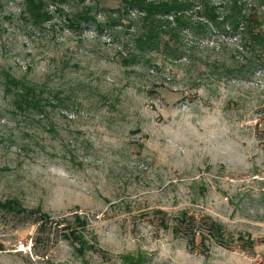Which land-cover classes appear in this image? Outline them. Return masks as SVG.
Returning a JSON list of instances; mask_svg holds the SVG:
<instances>
[{
  "label": "rangeland",
  "instance_id": "obj_1",
  "mask_svg": "<svg viewBox=\"0 0 264 264\" xmlns=\"http://www.w3.org/2000/svg\"><path fill=\"white\" fill-rule=\"evenodd\" d=\"M43 1L51 17L34 23L25 0H0V202L34 210L0 207V264H264V51L195 7L206 26L157 42L121 0ZM241 3L264 29V3ZM87 6L100 26L70 25ZM21 83L42 111L16 107ZM182 212L221 223L226 243L176 234ZM39 213L78 214L93 247L32 246Z\"/></svg>",
  "mask_w": 264,
  "mask_h": 264
},
{
  "label": "trees",
  "instance_id": "obj_2",
  "mask_svg": "<svg viewBox=\"0 0 264 264\" xmlns=\"http://www.w3.org/2000/svg\"><path fill=\"white\" fill-rule=\"evenodd\" d=\"M264 3V0H260ZM124 12L129 9L135 10L138 16L139 22L148 29L149 33L153 34L159 40L163 33H169L171 30L176 36L179 37L181 32L180 28L193 26H206V23L200 21H194L191 15L187 13L192 12V8H197L199 13H203L204 17L208 21L217 22L218 18H221V25H225L227 29L232 32H236L240 36L241 45L246 50L255 51L256 47H259V53L264 51V29H261L260 18L258 17L259 9L257 7L253 12L246 11L241 3V0H222L219 2L223 12L219 15L216 11L218 6L214 4L212 0H121ZM25 6L28 16L32 22L39 23L43 19L51 17L49 11L43 9V0H25ZM92 6H87L79 14H72L68 19V23L73 24L75 27H79V23H95L97 26L96 16L92 13ZM190 11V12H189ZM123 16H109L108 21L115 23L121 21ZM172 17L173 20L170 18ZM175 22L177 27L171 25ZM139 39V38H138ZM147 43H155L153 39H150V34L144 33L140 38V46ZM258 51V50H257ZM256 56L255 63H264V59ZM13 86H16L17 82L13 81ZM16 107L20 110L35 109L42 111L43 105H41L40 99L34 94L33 87L27 84L20 85V93L16 94L15 99ZM0 207L7 212L14 214L31 215L34 210H28L23 207L16 199L6 200L0 202ZM37 211V210H36ZM40 223L37 226V235L33 242V245L42 243L43 245L50 241V235L53 233L55 237L62 236V238L68 240L71 244L75 245L77 251H81V248L93 247L91 243H88L84 238L83 227L86 224L85 220L80 218L78 214L74 215L75 225L62 224L63 222L55 221L53 224L49 221V218L41 216L39 213ZM65 221V220H61ZM173 231L181 236H184L189 243L195 244L196 236H200V243L204 242V239L209 238L214 242L224 245L226 243L225 230L221 223L215 221L209 216H195L182 212L176 219V223L173 226ZM248 245H252V241L248 240ZM141 256L133 257L131 255L123 256L126 264H136L141 260ZM137 263V264H138Z\"/></svg>",
  "mask_w": 264,
  "mask_h": 264
}]
</instances>
